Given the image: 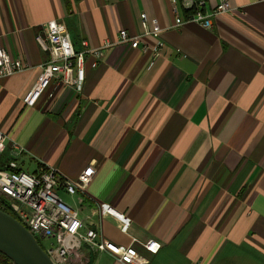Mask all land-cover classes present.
Returning a JSON list of instances; mask_svg holds the SVG:
<instances>
[{
  "label": "crops",
  "instance_id": "obj_1",
  "mask_svg": "<svg viewBox=\"0 0 264 264\" xmlns=\"http://www.w3.org/2000/svg\"><path fill=\"white\" fill-rule=\"evenodd\" d=\"M204 1L208 11L219 3ZM227 2L232 13L203 29L184 0H0V46L26 66L0 79L3 159L68 180L93 169L84 192L58 196L81 232L98 229L151 264H264V0ZM49 21L65 24L75 50L116 43L120 31L140 43L114 44L93 69L87 56L79 93L53 82L27 108ZM157 42L153 59L146 48ZM99 204L130 221L125 232ZM148 240L161 245L154 256ZM68 264L121 263L82 245Z\"/></svg>",
  "mask_w": 264,
  "mask_h": 264
},
{
  "label": "built area",
  "instance_id": "obj_2",
  "mask_svg": "<svg viewBox=\"0 0 264 264\" xmlns=\"http://www.w3.org/2000/svg\"><path fill=\"white\" fill-rule=\"evenodd\" d=\"M184 6L192 11L187 21L203 29H211L216 16L232 13L227 0H219L216 7L210 11L206 10L204 0H184ZM142 19L145 22L144 16ZM42 27L45 37L37 36L36 42L40 49L48 54V60L39 66V74L22 99L27 108L34 107L53 82L71 87L79 93L85 78L84 63L87 56L94 59L91 64L93 69L104 52L114 44L130 42L131 47L135 49L140 43L138 38H130L126 31H120L116 43L107 41L100 48L90 49L87 43L82 41L80 49L75 50L64 23L49 21ZM158 32L159 26L152 22L149 33ZM162 47L163 43L157 42L153 47L144 48L151 51L154 59L159 56ZM25 69L24 63L12 59L0 46V79L21 73ZM51 96L49 94V97ZM7 141L8 137L0 131V199L37 241H44L45 248H42L54 264H68L71 255L82 245L94 251L106 252L121 264H151L150 258L138 253L133 246L119 248L106 241L98 229L81 232L83 222L77 212L58 196V188H62L68 195H74L78 191L84 192L95 175L93 169H85L76 180H68L47 166H39L35 173L28 174L19 170L14 159H3ZM11 150L16 156L23 152L15 143L11 144ZM97 211L101 216L116 217L122 225V231H126L130 223L127 218L106 204H99ZM142 247L149 256H154L161 245L155 240H148L142 243Z\"/></svg>",
  "mask_w": 264,
  "mask_h": 264
},
{
  "label": "water",
  "instance_id": "obj_3",
  "mask_svg": "<svg viewBox=\"0 0 264 264\" xmlns=\"http://www.w3.org/2000/svg\"><path fill=\"white\" fill-rule=\"evenodd\" d=\"M0 253L13 264H54L37 239L14 217L1 210Z\"/></svg>",
  "mask_w": 264,
  "mask_h": 264
},
{
  "label": "trees",
  "instance_id": "obj_4",
  "mask_svg": "<svg viewBox=\"0 0 264 264\" xmlns=\"http://www.w3.org/2000/svg\"><path fill=\"white\" fill-rule=\"evenodd\" d=\"M0 210L5 212V213H7L8 215H11V216L15 217V215L13 213H11V211L5 207V205H4V203H3V201L1 199H0ZM39 244H40V242H39ZM0 264H13V262L10 261L3 254L0 253Z\"/></svg>",
  "mask_w": 264,
  "mask_h": 264
},
{
  "label": "rangeland",
  "instance_id": "obj_5",
  "mask_svg": "<svg viewBox=\"0 0 264 264\" xmlns=\"http://www.w3.org/2000/svg\"><path fill=\"white\" fill-rule=\"evenodd\" d=\"M38 241L40 242L41 246H42L43 248H45V243H44V241H41L40 239H38Z\"/></svg>",
  "mask_w": 264,
  "mask_h": 264
}]
</instances>
